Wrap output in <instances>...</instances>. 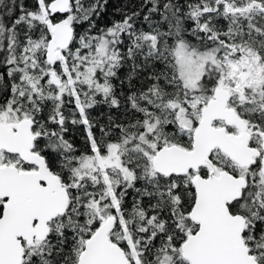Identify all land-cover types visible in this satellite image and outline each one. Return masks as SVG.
<instances>
[{
    "label": "snow or ice",
    "instance_id": "snow-or-ice-1",
    "mask_svg": "<svg viewBox=\"0 0 264 264\" xmlns=\"http://www.w3.org/2000/svg\"><path fill=\"white\" fill-rule=\"evenodd\" d=\"M110 6L0 0V264H264V0Z\"/></svg>",
    "mask_w": 264,
    "mask_h": 264
},
{
    "label": "trees",
    "instance_id": "trees-1",
    "mask_svg": "<svg viewBox=\"0 0 264 264\" xmlns=\"http://www.w3.org/2000/svg\"><path fill=\"white\" fill-rule=\"evenodd\" d=\"M132 2H138V0H109V4L111 5L108 9V14L102 18L101 23H108L113 18H119L118 16L114 17L115 8L121 6L124 3H129L131 6ZM126 87V86H125ZM69 137L74 139L77 143L81 140V133L78 128H70Z\"/></svg>",
    "mask_w": 264,
    "mask_h": 264
}]
</instances>
